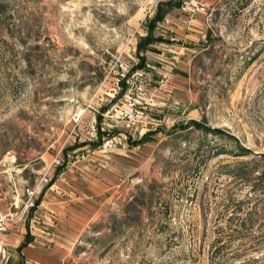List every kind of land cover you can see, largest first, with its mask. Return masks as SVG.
<instances>
[{"label": "rangeland", "instance_id": "1", "mask_svg": "<svg viewBox=\"0 0 264 264\" xmlns=\"http://www.w3.org/2000/svg\"><path fill=\"white\" fill-rule=\"evenodd\" d=\"M163 1L0 0V211L71 165L113 184L66 264H264V0H179L137 68Z\"/></svg>", "mask_w": 264, "mask_h": 264}, {"label": "crops", "instance_id": "2", "mask_svg": "<svg viewBox=\"0 0 264 264\" xmlns=\"http://www.w3.org/2000/svg\"><path fill=\"white\" fill-rule=\"evenodd\" d=\"M71 174V165L60 172L57 168L39 211L4 236L5 247L17 255L18 264H66L91 223L107 208L111 181H72ZM27 237L29 242L20 251Z\"/></svg>", "mask_w": 264, "mask_h": 264}, {"label": "trees", "instance_id": "3", "mask_svg": "<svg viewBox=\"0 0 264 264\" xmlns=\"http://www.w3.org/2000/svg\"><path fill=\"white\" fill-rule=\"evenodd\" d=\"M181 1L179 0H169V1H163L160 2L158 5V10L157 13L155 15V17L153 19H151L148 23H147V35L142 36L138 42V56L141 60L140 64L138 65L137 68H147L146 65V55L142 54V51H148V50H155L153 45L159 42H164L166 39L162 36H157L155 35V30L158 26V23L160 21H162L165 18L166 13L169 11V9L173 8V7H181ZM166 7V9H165ZM207 132L210 133H220V131L218 130H207ZM105 133L101 130H99V141L97 142H93V146L97 147L103 144V135ZM150 137V133H146L139 141L140 143L146 142ZM243 151H247V149H245L243 147ZM66 164L62 165L61 167L58 168V172L62 171L66 166ZM65 166V167H64ZM43 194V193H42ZM42 196V195H41ZM41 198L38 199V203H40ZM29 240L27 237V240L19 247V250L21 251L23 249L24 246H26L28 244Z\"/></svg>", "mask_w": 264, "mask_h": 264}, {"label": "built area", "instance_id": "4", "mask_svg": "<svg viewBox=\"0 0 264 264\" xmlns=\"http://www.w3.org/2000/svg\"><path fill=\"white\" fill-rule=\"evenodd\" d=\"M54 165L59 166L61 164L60 158H55L53 161ZM48 182V181H47ZM39 188L30 189L28 191V199L24 204V209H22V205L19 203H15V209L10 210L9 212H1L0 211V258L6 257V247L3 241L4 236L10 232V230L16 227L21 221L26 222V219L29 217L30 213L35 214L40 204L37 202L38 190Z\"/></svg>", "mask_w": 264, "mask_h": 264}]
</instances>
